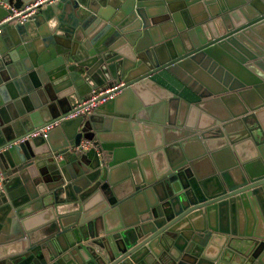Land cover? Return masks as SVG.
<instances>
[{"label": "water", "instance_id": "water-1", "mask_svg": "<svg viewBox=\"0 0 264 264\" xmlns=\"http://www.w3.org/2000/svg\"><path fill=\"white\" fill-rule=\"evenodd\" d=\"M0 151V264H264V0H59L5 23Z\"/></svg>", "mask_w": 264, "mask_h": 264}, {"label": "built area", "instance_id": "built-area-1", "mask_svg": "<svg viewBox=\"0 0 264 264\" xmlns=\"http://www.w3.org/2000/svg\"><path fill=\"white\" fill-rule=\"evenodd\" d=\"M59 0H33L28 5H24L19 9L9 8L7 5H2L6 9H11V14L8 15L5 19L0 21V31L2 26L7 22L12 23H25L28 21L39 8H43L45 6H51L58 2ZM123 82H116L112 85H109L105 88L100 89L99 91H92L91 94L83 99L80 104L70 113L65 115L63 118L54 120L52 122L47 123L43 127L33 130L28 133L22 140L29 139V138H36V137H43L45 138L47 133L54 129L62 120H71L77 118L79 116H83L85 114L91 113L95 110L99 105L106 103L107 101H111L116 96L121 93L123 88ZM89 143L81 142L77 147V150H87ZM1 152V151H0ZM4 180V175L0 171V191H2L3 185L2 182Z\"/></svg>", "mask_w": 264, "mask_h": 264}]
</instances>
